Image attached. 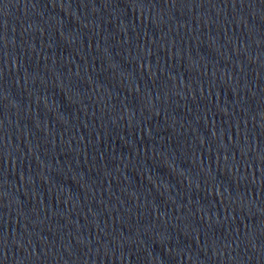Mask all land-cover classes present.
Segmentation results:
<instances>
[{
  "label": "water",
  "instance_id": "95a60500",
  "mask_svg": "<svg viewBox=\"0 0 264 264\" xmlns=\"http://www.w3.org/2000/svg\"><path fill=\"white\" fill-rule=\"evenodd\" d=\"M264 151V0H0V240Z\"/></svg>",
  "mask_w": 264,
  "mask_h": 264
}]
</instances>
